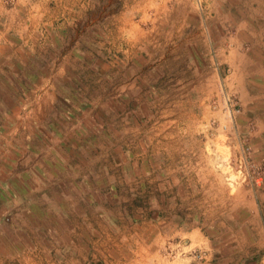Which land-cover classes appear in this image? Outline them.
Segmentation results:
<instances>
[{"label":"rangeland","instance_id":"rangeland-1","mask_svg":"<svg viewBox=\"0 0 264 264\" xmlns=\"http://www.w3.org/2000/svg\"><path fill=\"white\" fill-rule=\"evenodd\" d=\"M72 1L0 0V264H107L111 225L179 218L199 235L164 238L167 261L249 264L264 149L242 124L264 104L238 102L223 55L242 0ZM152 156L180 184L148 182Z\"/></svg>","mask_w":264,"mask_h":264},{"label":"crops","instance_id":"crops-1","mask_svg":"<svg viewBox=\"0 0 264 264\" xmlns=\"http://www.w3.org/2000/svg\"><path fill=\"white\" fill-rule=\"evenodd\" d=\"M46 2L47 1H40L38 4L43 5ZM50 2L51 5L56 8L61 6L73 7L76 5L75 1L72 0H50ZM236 4H238V2ZM236 4L234 7L237 6L238 10H242V16H234L230 20L232 23L230 33L233 36L232 39L237 42V46L229 45L225 54H223L225 57L224 62H226L227 65V74L225 76L227 80L226 84L229 88H233L237 92L239 103L264 104V0H242L241 4ZM68 59L69 55L67 60ZM190 115L193 116L194 114L191 113ZM249 119L253 121L258 119L260 121L256 122L253 126L244 123L242 124L244 128H242L243 130H247L249 134L259 137L258 144H256V146L254 145V148L263 150L264 113H261L258 118H255V115L250 116ZM180 130L185 134L191 132V129H189L187 125H185L184 129ZM149 151L153 152V149ZM206 151L209 152L207 149ZM127 153H131L130 150H128ZM165 161L166 160L155 161L154 156L148 158L147 162H145L148 182L155 184V179L159 176L163 179L164 184L167 183V181L180 184L182 173L178 168L181 166H175L176 163L172 160L168 162ZM200 167L202 166L199 165L197 169H200ZM212 168H214V166L211 165L209 170L211 174H214L215 170ZM216 170H219V172L217 171L218 174L225 175L227 178L230 175L234 176L233 172H235L234 170H229L225 164L219 165ZM194 178L196 182L198 181L199 183H202V180H204V176L198 170L195 171ZM181 189L173 191V194H175V192L180 194ZM249 211L248 215L250 216L249 222L252 224L251 227L262 232L260 233L262 237L260 236L259 239L250 241L249 264H264V209H250ZM169 212H173L174 215H176L175 210H170ZM166 224L167 225H161L160 227L147 224L145 225L147 226L146 230L143 229L145 227L144 225L137 226L130 223L111 225L109 230L118 233L116 234V238H118L119 241L121 240L123 246L116 248V256L112 258L109 263H106L132 264V256H134L132 252L134 247L133 244H140L142 242V255L134 256L137 264H173L180 261L182 263V260L185 259H180L176 262L167 261L165 256L160 254V250H158L157 247L161 243L163 244L164 238H174L176 235H178V237L189 235V237H194L197 241L196 237H198L199 233L198 231H192L190 234H187V230L184 229V224H181V218L178 220L174 219ZM168 232H171L172 236L169 235ZM160 233H163L164 236H160ZM135 252L138 253V250ZM195 264L202 263L197 262Z\"/></svg>","mask_w":264,"mask_h":264},{"label":"built area","instance_id":"built-area-1","mask_svg":"<svg viewBox=\"0 0 264 264\" xmlns=\"http://www.w3.org/2000/svg\"><path fill=\"white\" fill-rule=\"evenodd\" d=\"M241 158H242V157H241ZM241 158H240V160H241ZM242 159H243V158H242ZM240 160H239V161H240ZM240 164H241V162H240ZM255 181H257V179H256Z\"/></svg>","mask_w":264,"mask_h":264}]
</instances>
